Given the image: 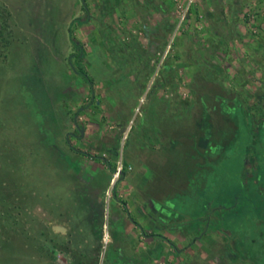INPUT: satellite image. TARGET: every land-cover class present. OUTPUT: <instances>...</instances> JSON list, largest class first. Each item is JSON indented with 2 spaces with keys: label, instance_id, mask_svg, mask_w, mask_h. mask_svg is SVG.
Returning <instances> with one entry per match:
<instances>
[{
  "label": "rangeland",
  "instance_id": "374dc122",
  "mask_svg": "<svg viewBox=\"0 0 264 264\" xmlns=\"http://www.w3.org/2000/svg\"><path fill=\"white\" fill-rule=\"evenodd\" d=\"M261 123L264 0H0V264H264Z\"/></svg>",
  "mask_w": 264,
  "mask_h": 264
},
{
  "label": "trees",
  "instance_id": "16d2710c",
  "mask_svg": "<svg viewBox=\"0 0 264 264\" xmlns=\"http://www.w3.org/2000/svg\"><path fill=\"white\" fill-rule=\"evenodd\" d=\"M69 30H70V28H69ZM72 44H73V46L76 48V50H77V54L75 55V57L76 58H78V57H81L82 56V50H81V46L80 45H77L75 42H72ZM72 69H73V71L74 72H76L77 74H79L80 75V77L88 84V86H89V92L91 93L92 92V82H91V80H90V78H89V76H88V74L85 72V71H83V70H80V69H74L73 67H71ZM85 106H80V107H78L75 111H74V116L76 115V114H78V112H80L83 108H84ZM237 109L238 108H236L235 110L237 111ZM241 120H244V118H241ZM247 122V121H246ZM261 128H263V127H261ZM264 129V128H263ZM90 156H92V157H94V158H101V160H103V163L106 165V167H107V169L109 170V171H111V172H114L115 171V169H114V167L113 166H111L110 165V163L106 160V159H104L103 157H100V156H96V155H90ZM123 170L122 169H120V171H119V173H118V178H120V177H122V175H123ZM256 187H255V185L253 186V188H251V192L252 193H255L256 192ZM111 194H112V196L113 197H115V194H114V190H113V188L111 189ZM257 197H259L258 196V193H257ZM117 201L119 202V204H120V206H121V208H122V210H123V212L126 214V216H127V218H128V220L133 224V225H135L138 229H139V231L141 232V233H143L142 232V226L130 215V213H129V211H128V209L126 208V206H125V204H124V201H122L121 199H119V198H117ZM146 236H157V237H160L162 240H164L171 248H175V246H174V244L172 243V241L169 239V238H167L166 236H164V235H161V234H159V233H155V232H151V233H148V234H145Z\"/></svg>",
  "mask_w": 264,
  "mask_h": 264
},
{
  "label": "water",
  "instance_id": "95a60500",
  "mask_svg": "<svg viewBox=\"0 0 264 264\" xmlns=\"http://www.w3.org/2000/svg\"><path fill=\"white\" fill-rule=\"evenodd\" d=\"M52 229L56 230V231H64L65 230V228L60 226V225H53Z\"/></svg>",
  "mask_w": 264,
  "mask_h": 264
},
{
  "label": "crops",
  "instance_id": "0c3cea01",
  "mask_svg": "<svg viewBox=\"0 0 264 264\" xmlns=\"http://www.w3.org/2000/svg\"><path fill=\"white\" fill-rule=\"evenodd\" d=\"M135 226V225H134ZM146 236V235H145ZM146 237H157V236H146ZM160 238V237H159Z\"/></svg>",
  "mask_w": 264,
  "mask_h": 264
},
{
  "label": "flooded vegetation",
  "instance_id": "af4514ba",
  "mask_svg": "<svg viewBox=\"0 0 264 264\" xmlns=\"http://www.w3.org/2000/svg\"><path fill=\"white\" fill-rule=\"evenodd\" d=\"M261 127H263V128H264V123H261Z\"/></svg>",
  "mask_w": 264,
  "mask_h": 264
}]
</instances>
